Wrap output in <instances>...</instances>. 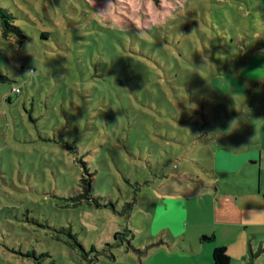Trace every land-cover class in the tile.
<instances>
[{
    "label": "rangeland",
    "instance_id": "obj_1",
    "mask_svg": "<svg viewBox=\"0 0 264 264\" xmlns=\"http://www.w3.org/2000/svg\"><path fill=\"white\" fill-rule=\"evenodd\" d=\"M0 6L23 34L0 32V264H147L215 227L241 177L225 146L254 144L264 110V0ZM259 235L228 264H264Z\"/></svg>",
    "mask_w": 264,
    "mask_h": 264
},
{
    "label": "crops",
    "instance_id": "obj_2",
    "mask_svg": "<svg viewBox=\"0 0 264 264\" xmlns=\"http://www.w3.org/2000/svg\"><path fill=\"white\" fill-rule=\"evenodd\" d=\"M258 43L260 44L258 48H261L262 51L259 49H255V51L264 54V41H258ZM259 111H261V118L256 120L254 124L247 123L254 129L257 127L255 143L245 144L241 142L237 144L236 141H232L234 146H225L226 158L230 159L235 166L231 168L232 170H223L222 173L231 175L240 170L241 177L239 179L231 177L228 184L232 189H223V192L219 193L216 191L218 205L217 203L213 204L214 214L212 216L215 227H211L210 230H199L196 235L190 236L189 242L187 240L188 246L182 244L181 248L175 247L174 250H166L163 247V238L160 242H154L153 248L145 253L147 264H166L172 260H177V264H212L211 252L215 246L221 245L225 246L229 259L232 257L234 248L238 249V255L242 259L246 256V247L252 251L250 239L257 240L260 237L259 234L264 232V230L257 231L256 229V226L259 225L264 227V214L261 219H256L257 215H252V211L260 209L258 202L264 205V110L259 107ZM230 147L234 148L230 149ZM246 157L253 160L247 161ZM255 162L258 164L253 167L252 163ZM246 164L249 165L246 166ZM216 173L220 174L221 172ZM175 197L173 196V199H179V196ZM163 199L162 208L166 210L170 201L164 197ZM168 226V224H163L152 234L155 235L157 231H160L163 236L167 230V236L179 237L183 241L186 239L184 227L175 231ZM200 233L205 235L201 238ZM206 240L212 242L209 243ZM250 264L254 263L250 261Z\"/></svg>",
    "mask_w": 264,
    "mask_h": 264
},
{
    "label": "trees",
    "instance_id": "obj_3",
    "mask_svg": "<svg viewBox=\"0 0 264 264\" xmlns=\"http://www.w3.org/2000/svg\"><path fill=\"white\" fill-rule=\"evenodd\" d=\"M0 32L3 37H8L10 35H18L20 37L23 36L22 32L20 31L19 27L14 24L12 15L8 12L5 8L0 6ZM87 185L89 184V180L86 182ZM82 185H84V180L82 179ZM119 232H116L117 235ZM75 245H81L76 241ZM258 251V250H257ZM85 253L86 251L83 250ZM252 254V251L250 250ZM251 259L249 258V261ZM211 262L212 264H228L229 263V256L226 252L225 246H215L211 252Z\"/></svg>",
    "mask_w": 264,
    "mask_h": 264
},
{
    "label": "clouds",
    "instance_id": "obj_4",
    "mask_svg": "<svg viewBox=\"0 0 264 264\" xmlns=\"http://www.w3.org/2000/svg\"><path fill=\"white\" fill-rule=\"evenodd\" d=\"M108 7H109L110 11H112V12L116 11V5L115 4H110Z\"/></svg>",
    "mask_w": 264,
    "mask_h": 264
},
{
    "label": "built area",
    "instance_id": "obj_5",
    "mask_svg": "<svg viewBox=\"0 0 264 264\" xmlns=\"http://www.w3.org/2000/svg\"><path fill=\"white\" fill-rule=\"evenodd\" d=\"M12 90L13 91H18V87H13Z\"/></svg>",
    "mask_w": 264,
    "mask_h": 264
}]
</instances>
